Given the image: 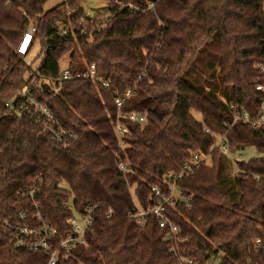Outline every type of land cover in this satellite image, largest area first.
<instances>
[{"label":"trees","instance_id":"1","mask_svg":"<svg viewBox=\"0 0 264 264\" xmlns=\"http://www.w3.org/2000/svg\"><path fill=\"white\" fill-rule=\"evenodd\" d=\"M88 1L66 0L44 11L46 0H0L5 218L30 206L16 197L41 179L36 202L59 236L71 233L66 221L75 212L100 206L87 246L60 264H264V123L235 121L243 112L250 122L264 113V0H98L105 7L94 15L85 13ZM31 23L34 42L18 55ZM64 28L69 34L60 36ZM46 52L56 61L66 57L72 76L94 66L122 105L113 103L86 128L68 121L34 84ZM27 86L50 109L55 129L71 137L59 141L43 118L9 110ZM130 114L144 122L129 121ZM117 124L128 131L122 146ZM217 139L227 142L232 158L250 149L258 156L233 162L215 147ZM194 153L211 155V164L177 181L186 201L167 208L177 231L160 228L155 217L137 226L130 218L134 198L149 209L152 187L167 190L164 176L180 173ZM47 261L45 254L14 249L3 232L0 264Z\"/></svg>","mask_w":264,"mask_h":264},{"label":"built area","instance_id":"2","mask_svg":"<svg viewBox=\"0 0 264 264\" xmlns=\"http://www.w3.org/2000/svg\"><path fill=\"white\" fill-rule=\"evenodd\" d=\"M100 27L101 26H99V28ZM36 33L37 25L31 23L18 44L16 50L18 55L24 56L27 54L34 42ZM83 33L85 34L86 31H83ZM68 34L69 30L67 28L60 29L59 31L60 36H66ZM87 39L91 42L92 34L88 33ZM32 76L35 79L37 73H33ZM61 81L71 84L90 81L101 84L102 88L109 92V82H103L96 78L94 66H91L88 72L78 76H72L67 69L63 72ZM257 89L262 90L261 87ZM129 95L130 93L127 94V97H129ZM18 100H21V102L8 105L10 111H15L19 115L26 114L30 120H36L38 122L43 118L45 120V128L59 141H63V136L71 137L65 129L61 127L59 130L55 129L57 122L54 120L50 109L45 104L35 99L31 86H27L22 90ZM113 103L120 107L123 101L113 99ZM230 106L234 108L232 104ZM126 118L131 122H144V117L137 114H130L126 116ZM238 120H242L243 123H251L253 127L257 128L264 123V113L257 120L250 122L249 115L243 112L241 115L237 114L235 116V121ZM114 132L122 146L124 135L128 133L127 128L121 124H117L114 126ZM215 147L233 162L240 161L231 157L229 146L224 139H217ZM209 160L211 164V155L194 153L191 162L185 164L180 173H169L164 176L163 183L168 186L167 190H163L158 186L152 187L148 200L149 203H151L149 209H144L134 198L135 208L130 218L135 221L137 226L145 227L149 220L155 217L159 222L160 228L168 227L171 230V234L175 233L177 227L168 217L167 208H174L177 203L186 201L183 192L177 187V181L191 175L194 169L198 168L201 163L210 165L208 164ZM119 169L122 173H127L129 171V167L126 163L119 164ZM40 182L41 179H39V184L35 183L28 191L16 197L18 202L22 201L23 198L29 199L31 201L29 207L10 212L7 218H5V214L0 208V238L3 232H5L8 235L10 245L14 249L31 254H45L48 256L46 264H60L61 261L70 260L78 247L87 246L86 237L88 233L93 232L94 213L96 210H99L100 206L90 205L86 207L82 213L75 212L74 216L68 218L66 221V224L71 229V233L66 236H59L56 229L45 220L42 207L36 202L41 190ZM113 215L114 212L109 210L107 219L110 220ZM256 245L260 247L261 241L258 240ZM191 262L192 261H188L189 264Z\"/></svg>","mask_w":264,"mask_h":264},{"label":"rangeland","instance_id":"3","mask_svg":"<svg viewBox=\"0 0 264 264\" xmlns=\"http://www.w3.org/2000/svg\"><path fill=\"white\" fill-rule=\"evenodd\" d=\"M65 1L66 0H46L44 11L52 10ZM104 7L105 3L98 0H89L84 6L85 13L88 15L97 14L101 12ZM43 58L45 59V64L42 68H47V72L44 71L47 76L43 79L38 78V91L50 100L57 102L56 105L67 120H73L76 122L75 124L77 126H85L89 125L92 120L107 111L108 105H111V103H106L103 97H97V100L94 94L91 93L86 86H69L62 84L61 76L63 71L66 70V65L69 62L66 57L61 61H56L50 53L46 52L44 56L41 55L38 58L39 64L40 60ZM58 70L60 73L57 82L54 77ZM38 72L41 74L40 71ZM194 116L200 120L199 115L194 114ZM255 156H258L256 151L250 149L242 154L239 153L235 159L247 161ZM208 164H210V160L208 161ZM133 191L134 189H132V192Z\"/></svg>","mask_w":264,"mask_h":264},{"label":"crops","instance_id":"4","mask_svg":"<svg viewBox=\"0 0 264 264\" xmlns=\"http://www.w3.org/2000/svg\"><path fill=\"white\" fill-rule=\"evenodd\" d=\"M51 64V63H50ZM69 65H70V63L68 62V64L66 65V70L68 69V67H69ZM44 71L45 72H47V68H42V70H40V72H41V74L38 72V74H37V77H36V79H35V87L37 88V90H38V78H40V79H43L44 77H46L47 76V74L46 73H44ZM65 71V70H64ZM63 71V72H64ZM59 70H58V72L56 73V75H55V77H54V79L58 82V79H59ZM62 82V81H61ZM62 84L63 85H69V86H77V85H83V86H86L87 88H88V90L89 91H91V93H93L94 94V96H95V98L97 99V97H103L104 99H105V101H106V103H108V102H110L111 103V105L113 104V98L111 97V95H110V93L106 90V89H104V88H102V86H101V84H98V83H93V82H90V81H88V82H82V83H79V84H71V83H63L62 82ZM98 100V99H97ZM52 102L56 105V103L57 102H54L53 100H52ZM110 105V104H109ZM109 105H108V107H109ZM58 107V106H57ZM59 108V107H58ZM62 114V113H61ZM63 115V114H62ZM69 121V120H68ZM70 122H72V123H76V122H74L73 120L72 121H70ZM90 124V123H89ZM89 125H85V126H80V127H83V128H86V127H88Z\"/></svg>","mask_w":264,"mask_h":264}]
</instances>
